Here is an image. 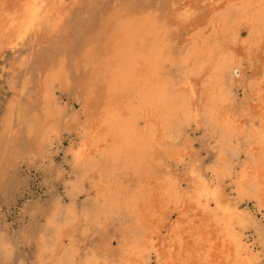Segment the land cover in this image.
I'll return each mask as SVG.
<instances>
[{
  "label": "bare ground",
  "instance_id": "obj_1",
  "mask_svg": "<svg viewBox=\"0 0 264 264\" xmlns=\"http://www.w3.org/2000/svg\"><path fill=\"white\" fill-rule=\"evenodd\" d=\"M99 1L106 5L96 20L69 23L85 0H0V50L13 54L29 46L19 66L36 73L38 95L37 106L26 110L27 78L15 89L0 137V166L31 156L70 190L90 178L98 192L94 207L66 212L60 196L53 199L50 235L36 241L37 263L262 264L245 229L264 250V62L250 80L251 95L238 104L233 83L242 72L240 47L252 55L264 46V0H208L205 16L200 3L206 0ZM189 28L183 50L178 41ZM57 91L74 92L82 123L75 115L64 119ZM245 117H256L258 126H245ZM24 122L27 136L20 141L14 132ZM190 126L212 130L221 164L214 182L191 167L185 191L173 172L188 154L176 143ZM66 134L73 136L64 151L70 171L52 154ZM241 152L246 160L233 201L221 179ZM115 221L119 226L106 236ZM93 224L103 238L80 254L75 234L86 236ZM0 254V264L9 261L3 242Z\"/></svg>",
  "mask_w": 264,
  "mask_h": 264
},
{
  "label": "rangeland",
  "instance_id": "obj_2",
  "mask_svg": "<svg viewBox=\"0 0 264 264\" xmlns=\"http://www.w3.org/2000/svg\"><path fill=\"white\" fill-rule=\"evenodd\" d=\"M204 2L200 3V9L201 14L205 16L210 8L207 6L209 1L206 0V2ZM103 3L104 1L100 2L99 0H85L83 6H76L77 9L72 12L68 22H74L89 16H92V18L96 20V16L103 6L106 5V2ZM90 10H92V13ZM191 34L192 31L191 28H189L178 41V46H182L183 50L188 47L191 41ZM55 44H60L59 38ZM28 47L27 45L13 54L0 50V137L7 124L6 118L10 101L16 94L15 89L23 86L24 78H27V86L21 93V100L25 103L26 110H30L32 106H37L38 104V95H35L36 89L33 77L36 73H33L31 69L26 71L25 68L19 66L21 59L28 54ZM46 48L50 51L55 50L52 44H48ZM239 53L242 62V72L239 76V80L235 79L233 83V89H238L236 104L251 95L250 80L261 70V65L264 62V46L252 55L248 54L246 49L240 47ZM30 81L33 82L31 83ZM241 81L242 83L244 82L245 85L237 86ZM56 96L57 107L58 109L61 108L60 110L62 111V116L65 117L64 119L69 122L72 120L71 117L75 115L78 119V123H82L84 120V114L82 113L83 108L82 105L74 99V92L57 91ZM252 102V100L249 102V104H251L249 105L250 108L254 103ZM253 118H243V124L245 126L250 124L258 126L256 117ZM27 119H29V116H27ZM67 124L69 125V123ZM26 131V122H24L16 127V132H14V134L20 141H23L27 136ZM62 132L66 133L65 130ZM68 135L69 134H66L63 137V145L61 148L58 149L56 153H51L54 156V163L57 166L63 163L65 164L64 167L70 171L69 166L66 165L64 161V151L67 149L69 140L73 137L70 136L68 138ZM176 147L179 149L187 148L188 151L184 162L179 164L173 172L183 181V189L185 191H187L188 185L192 182V180L189 179L187 182L184 180L189 177L188 171L191 167L196 168L199 173L209 176L213 179V182L216 181V168L220 166L219 164H221V161L218 158V141L217 138L213 136L212 130L208 129L206 126H190L186 134L181 135L177 140ZM68 159L69 158H67V161L69 162L70 160ZM245 160V155L241 152L240 157L231 165L230 176L221 179V185L224 187L227 196L233 201L238 200L234 182L238 180ZM108 162L109 160H102L101 167L104 169L103 174L107 173L109 167ZM46 166L47 165L42 163L40 159H34L31 156H22L15 161H6L0 166V242H3L10 252V259L5 264H38L36 261V241L38 236L43 232L50 235L48 231H50L51 227L48 226V220L53 216L55 210L53 199L56 196H60V207L63 212H66L71 206L75 207V209L95 206L94 202L95 198L98 197V192L91 188L92 183L90 178H85L81 181L79 191H72L70 190V184L65 187L64 180L56 179L54 174H52L49 179L46 175ZM119 174L121 173L117 174L118 182L121 181L123 185H125L127 180L123 178V174ZM72 178H74V176ZM245 206L246 205H243L242 207ZM249 207L250 209L253 208L251 204ZM258 218L262 219V215L258 214ZM109 225H112V227ZM109 225L107 226L109 231L106 233L104 232L106 236L112 234L115 227L119 226L116 221ZM97 229L96 225L93 224L90 226L86 236L81 235L80 232L75 234V241L80 247V254L89 252L91 249L95 250L96 247L98 248L103 238V233L100 231L98 232ZM245 231L248 235L249 242L254 243V254H256L261 263L264 264V250L258 245L256 234L250 229H245ZM114 244L115 246L117 245L116 240Z\"/></svg>",
  "mask_w": 264,
  "mask_h": 264
}]
</instances>
